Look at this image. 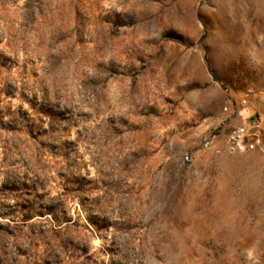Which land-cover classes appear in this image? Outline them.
I'll use <instances>...</instances> for the list:
<instances>
[{"label":"rangeland","instance_id":"rangeland-1","mask_svg":"<svg viewBox=\"0 0 264 264\" xmlns=\"http://www.w3.org/2000/svg\"><path fill=\"white\" fill-rule=\"evenodd\" d=\"M258 117L264 0H0V264H264Z\"/></svg>","mask_w":264,"mask_h":264},{"label":"built area","instance_id":"built-area-1","mask_svg":"<svg viewBox=\"0 0 264 264\" xmlns=\"http://www.w3.org/2000/svg\"><path fill=\"white\" fill-rule=\"evenodd\" d=\"M243 103H245V100ZM263 129V117L229 128L224 137L226 149L230 153L263 152ZM204 146L207 148L210 143L207 141ZM186 160H188V157H186Z\"/></svg>","mask_w":264,"mask_h":264}]
</instances>
